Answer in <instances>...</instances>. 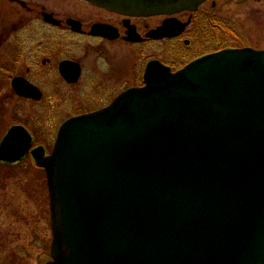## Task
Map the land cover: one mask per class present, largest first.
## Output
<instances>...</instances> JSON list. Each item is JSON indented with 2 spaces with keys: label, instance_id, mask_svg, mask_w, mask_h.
<instances>
[{
  "label": "water",
  "instance_id": "obj_1",
  "mask_svg": "<svg viewBox=\"0 0 264 264\" xmlns=\"http://www.w3.org/2000/svg\"><path fill=\"white\" fill-rule=\"evenodd\" d=\"M130 16L196 11L206 0H87ZM169 20L155 36L172 37ZM60 126L50 154L12 125L0 162L45 171V264H264V50L228 48Z\"/></svg>",
  "mask_w": 264,
  "mask_h": 264
},
{
  "label": "flooded vegetation",
  "instance_id": "obj_2",
  "mask_svg": "<svg viewBox=\"0 0 264 264\" xmlns=\"http://www.w3.org/2000/svg\"><path fill=\"white\" fill-rule=\"evenodd\" d=\"M211 6L215 7L213 1ZM204 18L198 10L129 16L86 0H0V88L5 89L1 97L28 103V109L43 119L60 120L53 128L56 137L64 121L99 111L123 91L142 86L148 63L158 61L176 71L226 48L213 45L204 50L202 37L214 33ZM169 20L174 31L188 24L174 37L162 36V31L156 37L155 31ZM214 39L210 36L209 41ZM168 42L183 47L176 48L170 61L165 57ZM137 46L141 60L135 67ZM146 47L154 51L146 53ZM21 108L15 110L18 120L13 124L29 132L32 147L42 146L47 153L44 145L36 144L37 134L20 115Z\"/></svg>",
  "mask_w": 264,
  "mask_h": 264
},
{
  "label": "rangeland",
  "instance_id": "obj_3",
  "mask_svg": "<svg viewBox=\"0 0 264 264\" xmlns=\"http://www.w3.org/2000/svg\"><path fill=\"white\" fill-rule=\"evenodd\" d=\"M211 1L215 7L211 6ZM198 14L209 21L208 26L212 23L207 29L214 30L212 35L202 37L204 50L213 49V45L217 48L264 50V0H208L199 7ZM222 21L226 29H222ZM217 25L222 28L217 29ZM213 35L216 39L210 42ZM167 46L165 57L168 61L173 59L176 48L183 49L178 43L168 42ZM135 49L136 67L141 60V48L137 46ZM144 51L153 52L154 48L146 47ZM4 92L1 87L0 138L10 125L17 122L18 118L13 116L15 110L25 106L20 109V115L29 120L31 130L37 134L36 144L44 145L49 153L55 139L53 128L56 129L61 121L43 119L41 114L28 109V103L18 104L11 98L4 100L1 97ZM51 240L44 171L37 168L30 158L17 166L0 163V264H45L50 260Z\"/></svg>",
  "mask_w": 264,
  "mask_h": 264
},
{
  "label": "trees",
  "instance_id": "obj_4",
  "mask_svg": "<svg viewBox=\"0 0 264 264\" xmlns=\"http://www.w3.org/2000/svg\"><path fill=\"white\" fill-rule=\"evenodd\" d=\"M217 21H218V20H217ZM223 22H224V21H222V26H223V28H222L220 25H217V29H218V28H219V29H221V28H222V29H226L225 26L223 25ZM218 23H221V22L219 21ZM215 25H216V23H215ZM213 27H216V26H213Z\"/></svg>",
  "mask_w": 264,
  "mask_h": 264
}]
</instances>
